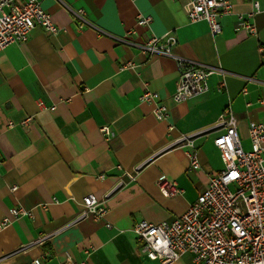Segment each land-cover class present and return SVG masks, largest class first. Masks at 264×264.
<instances>
[{"label":"crops","instance_id":"crops-1","mask_svg":"<svg viewBox=\"0 0 264 264\" xmlns=\"http://www.w3.org/2000/svg\"><path fill=\"white\" fill-rule=\"evenodd\" d=\"M230 1L233 14L213 37L205 22L188 21V0H41L58 33L36 27L26 42L0 50V222L10 220L0 230V264H160L140 253L134 225L182 215L223 169L213 141L225 110L245 151L249 123L264 125V0H256V36L238 29L236 17L255 12V0ZM139 15L151 19L148 27L137 26ZM166 34L176 39L174 56L225 72V88L212 75L207 92L174 103L176 62L140 50ZM146 84L166 105L167 121L140 101ZM39 102L56 109L40 110ZM105 125L109 140L99 131ZM200 131L193 139L200 169L191 171L187 147L172 145ZM140 165L135 181L119 186L123 172ZM162 177L181 194L163 197ZM89 195L106 209L103 218L69 226ZM18 208L32 217L13 219ZM170 264L194 262L185 253Z\"/></svg>","mask_w":264,"mask_h":264},{"label":"built area","instance_id":"built-area-1","mask_svg":"<svg viewBox=\"0 0 264 264\" xmlns=\"http://www.w3.org/2000/svg\"><path fill=\"white\" fill-rule=\"evenodd\" d=\"M252 4L255 12L236 16L237 28L249 36H256L257 30L252 19L258 11V2L255 0ZM184 10L189 22H205L213 37L221 32L220 20L233 14L230 0H188ZM77 15L83 16V12L78 11ZM150 23L149 17H137L136 24L139 27H148ZM36 27L52 35L59 31L51 16L42 8L41 0H0V50L26 42ZM132 34L133 31L127 32V37ZM175 45L176 39L171 34L151 37L140 45L144 55L169 57L176 62L178 83L170 97L174 103L207 92V79L212 75L219 78V89L225 88V72L220 68L206 67L174 56L172 50ZM139 99L153 106V115L157 121L169 119L166 105L156 92L148 90L147 84ZM37 106L40 110L50 112L56 109L55 105L46 107L43 102L37 103ZM218 125L222 127L223 133L213 143L223 169L208 178L205 189L182 215L158 225L146 221L134 225L135 241L140 245V253L149 261L170 264L188 253L194 264H264V125L249 123V151L241 146L237 119L230 109L219 116ZM99 131L106 140L113 137L109 126H102ZM204 132L181 136L172 145L187 147L185 154L191 171L200 169L193 139ZM141 167H135L131 173L123 172L119 186L125 184L124 179L134 182ZM117 169L121 170V167ZM103 177L99 176L100 179ZM156 184L165 198L176 197L182 192L175 181L165 177ZM15 190L12 187L11 191ZM53 202L56 200L53 199ZM105 213L104 206L89 195L83 199L82 210L69 226L89 217L100 220ZM11 215L13 219L32 217L29 211L22 208L12 209ZM8 224L10 220L3 219L0 230ZM44 240L41 237L38 243ZM91 250L87 249L84 253L89 255ZM30 264H42V258Z\"/></svg>","mask_w":264,"mask_h":264}]
</instances>
